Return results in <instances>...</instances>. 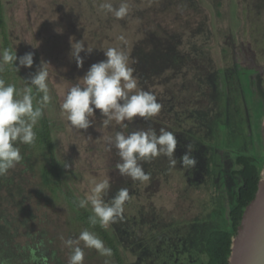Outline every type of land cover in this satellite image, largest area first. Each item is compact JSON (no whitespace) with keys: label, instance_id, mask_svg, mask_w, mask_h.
<instances>
[{"label":"rangeland","instance_id":"374dc122","mask_svg":"<svg viewBox=\"0 0 264 264\" xmlns=\"http://www.w3.org/2000/svg\"><path fill=\"white\" fill-rule=\"evenodd\" d=\"M101 2L1 0L9 47L16 50L18 57L33 52L34 64L31 68L22 67L19 73L13 66L4 65L0 74L13 73L21 90V86L31 87L25 80L30 82L41 61L50 64L51 101L46 106V116L52 126L56 170L63 186L57 187L53 181L47 188L42 172L51 171L52 167L40 155L34 175L21 178V203L26 211L20 214L15 207L17 200L7 198L5 202L10 220L19 221V226L17 223L12 228H17L16 241L34 247L43 242L37 249L48 258V264H69L71 249L65 241L76 240L88 230L113 254L102 256L79 241L85 254L83 264H173L170 255L174 248L189 238L183 225L197 219L204 235L192 236L190 245L193 259L199 261L208 233L230 226L229 213L241 186L240 179L233 177L241 168L238 158L264 163V0H127L131 11L123 20L101 12ZM111 2L118 6L122 0ZM120 35L126 38L127 50L136 59L133 67L134 75L139 77L138 86L157 96L163 105L161 112L150 121L137 118L122 129L119 125L104 128L97 109L89 129L72 128L61 116L60 105L92 64L107 59L102 49L123 46L117 39ZM73 39L85 40V47H95L91 54L81 53L83 67H78L70 54ZM38 43V48L32 46ZM4 49L0 29V53ZM194 111L211 117L202 132H196V124L188 119ZM203 118L202 122L208 119ZM161 127L175 133L178 144L174 156L178 161L193 142L187 134L180 139V132L196 133V151V142L205 138L209 128L205 143L215 151L208 153L204 161L216 158L218 169L216 172L217 164L212 160L215 175L208 178V185L189 183L186 178L190 174L184 171L182 162L169 171L166 157L143 165L152 174L148 182L134 184L119 174L115 167L120 159L117 150H109L105 138L116 131L128 134L147 128L159 133ZM205 163H201L202 172ZM23 170L15 172L20 174ZM93 178L110 180L106 202L119 189H129L131 201L125 204L122 220L106 227L98 221V227L93 226L86 217L93 215L91 205L77 206L78 199L90 194ZM193 205L198 208L189 215ZM113 225L119 229L117 235ZM202 260L206 262V256Z\"/></svg>","mask_w":264,"mask_h":264},{"label":"clouds","instance_id":"9594fccd","mask_svg":"<svg viewBox=\"0 0 264 264\" xmlns=\"http://www.w3.org/2000/svg\"><path fill=\"white\" fill-rule=\"evenodd\" d=\"M99 9L117 20L127 18L131 11L127 0H122L118 6H114L111 0H103L99 4ZM117 39L123 42V46L102 49L107 59L92 64L83 78L70 88L60 105L61 116L66 117L74 129H89L93 125L92 117L95 116L97 109L103 117L104 128L119 125L122 129L128 128L137 118L150 121L162 110L163 105L158 102L157 96L138 86L139 77L134 75L136 70L133 67L136 59L127 50L126 38L120 35ZM70 43L71 56L78 67H83L84 59L81 53L91 54L95 47L91 45L85 47V40L73 39ZM32 46L38 48L39 43ZM33 64V52L18 57L16 50L6 48L0 53V71H3L4 65H11L15 72L19 73L22 67L31 68ZM48 65H50L48 62L41 61L36 73L30 77V82L24 79L27 84L35 86L38 93L43 94L35 106L32 87L20 90L14 84L0 79V177L6 176L10 169L23 160L18 144L34 145L36 142L35 126L43 117L44 108L51 101ZM126 121L128 123H125ZM105 139L109 150L112 147L117 150L120 159L115 167L119 174L129 178L134 184L150 181L152 174L146 172L143 165L151 163L158 157L167 158L169 171L175 169L178 162H182V167L186 170L195 168L197 164L196 158L192 155V144L188 145V151L180 161L175 158L174 153L178 144L176 135L163 127L159 129V133L154 128L138 129L128 134L116 131L114 135ZM258 179L264 183V169L258 170ZM90 185V194L76 201L80 208L91 205L93 215L89 216V222L95 226L99 221L101 226L106 227L122 220L125 204L131 201L129 189H119L110 202H106L104 197L110 192V180L93 178ZM79 241H83L85 247L95 248L102 256L111 257L113 254L112 249L106 247L97 235L84 230L76 240L69 238L65 241L71 249L69 264L84 262L85 254L78 246ZM42 244L43 242L37 247ZM36 259L34 255L33 260Z\"/></svg>","mask_w":264,"mask_h":264},{"label":"trees","instance_id":"16d2710c","mask_svg":"<svg viewBox=\"0 0 264 264\" xmlns=\"http://www.w3.org/2000/svg\"><path fill=\"white\" fill-rule=\"evenodd\" d=\"M0 29L3 35L5 49L10 48L5 32L4 13L1 0ZM8 73L0 74V79H4L6 83L14 84L17 89H19L17 80L13 79V73ZM31 87L35 106L43 94L38 93L35 86ZM34 130L37 134L35 144H18L23 160L13 169H10L6 176L0 177V264H48V258L37 249V246H25L16 241L18 236L17 228H12L15 226L14 224H17L19 221L17 219L11 221L8 209L5 208L6 199L11 198V200L18 201V206L15 207L19 210L20 214L26 211L24 203H21V199L24 197L21 178H23V175H34L36 171L35 161H37L40 155H43L52 167L51 171L44 169L42 172L44 183L47 188L50 183L55 181L56 186L63 189L60 172L56 170L52 126L50 120L46 116V107L44 108L43 117L39 120ZM237 163L242 169L234 174L243 179V186L239 189L237 201L230 212L231 226L228 230L213 232L208 239L205 250L209 259L208 264H228L232 237L235 235L237 227L242 220L245 208L253 201L257 192L260 164H257L252 158L245 157H239ZM19 168L24 170L20 174H17L15 171ZM54 191L56 190H52V192ZM86 217L89 216L86 215ZM96 226L98 227L97 224ZM106 240L111 243L107 237ZM34 255L37 257L36 260H33Z\"/></svg>","mask_w":264,"mask_h":264},{"label":"flooded vegetation","instance_id":"af4514ba","mask_svg":"<svg viewBox=\"0 0 264 264\" xmlns=\"http://www.w3.org/2000/svg\"><path fill=\"white\" fill-rule=\"evenodd\" d=\"M203 117L208 118V119H206V121L202 122V119H204ZM188 119L193 121L196 124V125H194V127L197 129L196 132H202L203 127H206L207 124H209L211 117L207 116L206 114H202L200 111H194L193 113L189 114ZM208 133H209V128H208V130L205 131V135H204L205 138L204 139H200L199 141L196 142V143L199 144L197 150L196 151L193 150L194 152L192 151L193 152V156L197 160V164H196L195 168H193L192 170L184 169V171L186 173L188 172L187 173L188 175L190 174V176L189 177L187 176V178H186L189 183L193 181V182H195L194 184H197V182H198L200 184L204 183L205 185H208V183L211 181V180L208 181V178L213 179L214 175H215V173L212 171V164H211L212 160H213V162L216 161L215 165L217 164L216 165L217 166L216 172H217L218 160L216 158H215L216 160L214 158L213 159L212 158L211 159L207 158V160L204 161L205 158L207 157L208 153H211V152L215 151L214 147L208 146L205 143L206 142L205 140L206 139L208 140V137H209ZM186 134H187V136L189 137L190 140H193V142H191V144L192 145H193V143L195 144L194 136L196 135V133H194L193 130L192 131L190 130L187 133L185 131L184 132H180V139H185ZM215 134H218V131H216ZM180 142H183V141H180ZM185 144L186 143L183 142L182 146H185ZM231 151H233V150H231ZM205 162H207V163H205ZM201 163H205V165H206V166H203V168L205 170L204 172H202V170L200 168L201 167ZM241 169H242V167L238 171H240ZM238 171H236V172H238ZM192 177H193V179H192ZM233 177H237L238 179H240V182H241L240 188H241L243 186V179L241 177H239V176H236L235 174H233ZM167 182H169V180H166V183ZM216 188H217V192H218L219 188H218L217 185H216ZM239 189H238V191L235 194V196H236L235 197L236 198L235 201H237V193L239 192ZM216 200H217V198H216ZM216 200L214 201V204H216V207H217ZM194 205L187 212L188 214L190 213L189 215L193 214L194 211L197 210L198 207H194ZM200 208H202V207H200ZM223 211H224V209H223ZM215 212L217 213V209H215ZM229 218H230V213H229ZM197 221H198L197 219H193V220L189 221L188 224H184L183 225V229H184L186 235L189 238H188V240L183 241V243L180 245V247H175L174 248L173 253L170 255V258H172L174 260L173 264H208L209 259H208V256H207V253H206L205 250H206V245H207V242H208V239H209L210 235L213 232H215V231L228 230L229 229V228H227V229H220V230H212V231H210L208 233V237L205 240V243L203 245V249L201 250L200 253L198 252L199 255H200V257L198 258L199 259V261H198V260H194L193 259L194 258V256H193L194 252L191 250L192 246L190 245V239L192 238V236H194L196 234L198 236L204 235V228H202V226L199 223H197ZM113 226H114L113 230H114L115 234L117 235L119 229L115 225H113ZM230 226H231V219H230ZM177 232H180V230H178ZM194 243H192V244H194ZM109 245L113 248L112 242L109 243ZM193 248H195V247H193ZM202 256H206V258H207L206 262H204V263L202 262L203 261L202 260Z\"/></svg>","mask_w":264,"mask_h":264},{"label":"water","instance_id":"95a60500","mask_svg":"<svg viewBox=\"0 0 264 264\" xmlns=\"http://www.w3.org/2000/svg\"><path fill=\"white\" fill-rule=\"evenodd\" d=\"M260 169H264V163ZM228 264H264V183L260 181L232 237Z\"/></svg>","mask_w":264,"mask_h":264}]
</instances>
